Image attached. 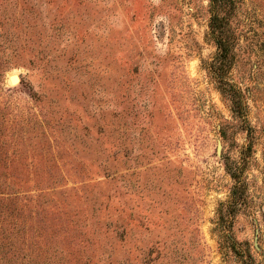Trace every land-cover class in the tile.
Listing matches in <instances>:
<instances>
[{"label": "rangeland", "instance_id": "obj_1", "mask_svg": "<svg viewBox=\"0 0 264 264\" xmlns=\"http://www.w3.org/2000/svg\"><path fill=\"white\" fill-rule=\"evenodd\" d=\"M221 1L0 0V264H264V0Z\"/></svg>", "mask_w": 264, "mask_h": 264}, {"label": "trees", "instance_id": "obj_2", "mask_svg": "<svg viewBox=\"0 0 264 264\" xmlns=\"http://www.w3.org/2000/svg\"><path fill=\"white\" fill-rule=\"evenodd\" d=\"M214 4L216 3L219 10L222 8L221 0H212ZM210 27H211V32L214 35L218 47V52L216 54V58L218 59V64L215 68L216 72H218L220 75H223L227 73V71L231 68V65L233 63L232 57L230 56L231 49H232V37L231 35L228 34L224 21V17L219 15L217 12H215L212 17H211V22H210ZM226 87L224 90L230 95V98L232 99V107L233 111L241 115L243 112V105L241 102V97L239 92L230 84V83H225ZM234 195L230 200L227 214H232L237 211L238 207L241 204V195L239 193V189H235ZM233 250H235L234 245L232 244ZM242 264H258L255 262V259L252 257V255L248 252L245 254L243 257Z\"/></svg>", "mask_w": 264, "mask_h": 264}, {"label": "bare ground", "instance_id": "obj_3", "mask_svg": "<svg viewBox=\"0 0 264 264\" xmlns=\"http://www.w3.org/2000/svg\"><path fill=\"white\" fill-rule=\"evenodd\" d=\"M14 75H17L15 72L10 73L9 75V82H17V79L15 77H13Z\"/></svg>", "mask_w": 264, "mask_h": 264}, {"label": "water", "instance_id": "obj_4", "mask_svg": "<svg viewBox=\"0 0 264 264\" xmlns=\"http://www.w3.org/2000/svg\"><path fill=\"white\" fill-rule=\"evenodd\" d=\"M13 77H15L17 79V82L19 81L18 75H14ZM12 83H16V82H12Z\"/></svg>", "mask_w": 264, "mask_h": 264}]
</instances>
